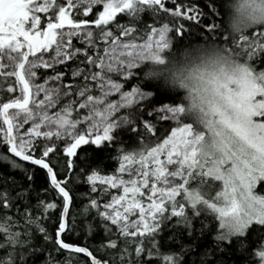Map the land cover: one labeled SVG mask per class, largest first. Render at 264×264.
<instances>
[{
    "label": "snow or ice",
    "instance_id": "1",
    "mask_svg": "<svg viewBox=\"0 0 264 264\" xmlns=\"http://www.w3.org/2000/svg\"><path fill=\"white\" fill-rule=\"evenodd\" d=\"M221 2L205 12L193 0H0V163L24 175H0V264H152L163 219L205 213L220 221L216 240L235 238L264 264V31L229 33L214 19ZM238 12L264 18V0ZM193 30L236 68L197 124L179 93L146 79ZM84 146L112 149L113 167ZM22 161L46 170L35 204L36 168ZM74 184L88 186L87 203L70 214ZM78 217H93L89 236L103 229L100 258L71 240ZM183 248L166 264H186ZM218 251L193 264H225Z\"/></svg>",
    "mask_w": 264,
    "mask_h": 264
},
{
    "label": "trees",
    "instance_id": "2",
    "mask_svg": "<svg viewBox=\"0 0 264 264\" xmlns=\"http://www.w3.org/2000/svg\"><path fill=\"white\" fill-rule=\"evenodd\" d=\"M198 8L203 9L205 12H209L210 9L205 7L206 0H193ZM226 3L227 0H222L221 3L217 4L216 7L220 10L219 15H215L214 19L216 23L222 25V28L226 27ZM212 18V17H210ZM150 18L146 15L144 17V21L147 22ZM118 20L121 23L126 22L127 18L123 16V14L118 15ZM264 31V27H257L251 29L250 32H259ZM206 34L205 31L193 30L190 34L191 38L184 39L179 44L176 45L175 50H179L182 47L205 43L204 36ZM264 67V64L261 65ZM14 79V78H13ZM131 84L127 87L130 90ZM156 87L155 84H147L145 88ZM163 94V93H162ZM167 102V101H165ZM160 105H156L159 107ZM157 124V127H160L163 122L153 121ZM173 126L174 122H173ZM170 135V132L168 133ZM123 135V134H121ZM125 140H128L127 136H123ZM162 142V141H157ZM152 146H155L153 143ZM87 148L88 153H91L92 158L97 162H104V165L107 168H112L113 163L109 159L112 154V149H106L105 151H94L95 146H84ZM18 159V158H17ZM25 167H35L36 171L33 174L32 188L34 189L33 194L31 195L32 203H36L35 192H40L43 194L44 188L47 187L45 184L46 179V170L39 169L38 166H30L29 162H21ZM55 170V169H54ZM8 174L14 176L17 181H23L24 175L23 172L19 169L12 170L10 167L4 163H0V175ZM71 194L74 197L73 205L70 207V214L79 212L84 203H87L85 199L82 198L81 194L88 191V186L85 184H74L70 185ZM19 203V202H18ZM205 217H209L206 219ZM93 220V217H88L87 219L78 217L77 224L80 231V236H76L75 234L71 235V240L75 241L80 245H87L90 250H94V254L100 258L104 255L103 252L95 251L101 243H105V236L102 228L96 227L91 236L87 235L84 230V225L88 221ZM213 225H215V230L210 231ZM51 231V228H49ZM221 229L218 226V219L215 218L213 214L205 213L203 216L197 217L187 224L179 223L177 218H165L161 221V228L157 233V240L160 241V247L157 248L156 252L153 255L152 264H166V258L170 255H175L179 257L183 245L184 251H188V246L191 245V251L188 252L187 255L184 256V260L186 264H193L194 261L198 259L199 255H202L204 252L209 251V249H217L224 248L225 251L217 252V256H219L225 264H259V258L255 255L246 254L241 251L239 247L238 241L233 238V242L229 244L228 242L218 241L216 240V236L221 233ZM253 237L250 236L249 239ZM35 243L38 246H42L44 241L42 238H38ZM257 251L256 248H252L251 252L255 253ZM46 253H43L42 256L46 257ZM147 259V257H145ZM33 264H43V261H33Z\"/></svg>",
    "mask_w": 264,
    "mask_h": 264
},
{
    "label": "clouds",
    "instance_id": "3",
    "mask_svg": "<svg viewBox=\"0 0 264 264\" xmlns=\"http://www.w3.org/2000/svg\"><path fill=\"white\" fill-rule=\"evenodd\" d=\"M243 0H227L226 27L231 34L264 27V18L247 19V12H238ZM147 71L153 73L146 79L161 84L165 89L179 93L184 113L191 122H200L201 113L221 102L219 89L236 73L235 64L223 47L212 43H198L173 50L164 63H154Z\"/></svg>",
    "mask_w": 264,
    "mask_h": 264
},
{
    "label": "rangeland",
    "instance_id": "4",
    "mask_svg": "<svg viewBox=\"0 0 264 264\" xmlns=\"http://www.w3.org/2000/svg\"><path fill=\"white\" fill-rule=\"evenodd\" d=\"M257 192L264 193V181L260 182V186H258ZM218 226L220 227V221L218 220ZM221 229V228H220ZM222 230V229H221Z\"/></svg>",
    "mask_w": 264,
    "mask_h": 264
},
{
    "label": "water",
    "instance_id": "5",
    "mask_svg": "<svg viewBox=\"0 0 264 264\" xmlns=\"http://www.w3.org/2000/svg\"><path fill=\"white\" fill-rule=\"evenodd\" d=\"M19 159V158H18ZM98 258V257H97Z\"/></svg>",
    "mask_w": 264,
    "mask_h": 264
}]
</instances>
